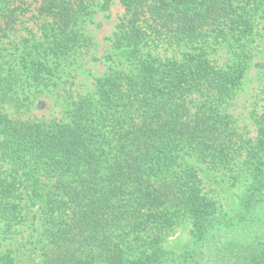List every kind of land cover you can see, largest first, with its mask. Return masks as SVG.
<instances>
[{
  "label": "trees",
  "instance_id": "1",
  "mask_svg": "<svg viewBox=\"0 0 264 264\" xmlns=\"http://www.w3.org/2000/svg\"><path fill=\"white\" fill-rule=\"evenodd\" d=\"M13 2H0V41L14 31ZM96 2L44 0L38 12L65 30ZM112 2L104 0L101 9L108 11ZM254 2L120 0L125 19L111 41L133 56V75L100 79L98 103L80 98L66 124L16 121L0 112V158L13 172L11 180L0 178V206L27 178L31 197L61 215L47 230L44 264H167L168 254L158 248L161 237L187 218L195 221L189 258L204 245L218 254L225 240L239 238L216 264H264V111L249 149L255 172L236 217L215 212L201 196L199 175L185 157L196 155L213 169L235 161L243 144L228 106L246 64L219 70L188 54L155 67L141 53L150 43L193 47L210 33L230 36L238 49L245 48L252 30L247 6ZM43 175L56 181L47 191L39 184ZM136 245L139 253L132 254Z\"/></svg>",
  "mask_w": 264,
  "mask_h": 264
},
{
  "label": "rangeland",
  "instance_id": "2",
  "mask_svg": "<svg viewBox=\"0 0 264 264\" xmlns=\"http://www.w3.org/2000/svg\"><path fill=\"white\" fill-rule=\"evenodd\" d=\"M24 1L21 4L14 0L12 7L18 9L14 31L0 41V112L16 121L66 124L71 121L73 103L80 98L98 103L100 79L114 73L134 74L133 56L114 48L111 41L125 19L120 0H113L108 11L100 7L104 0L82 8L65 30L53 19L39 15L44 0ZM247 8L252 13V30L244 41L245 48L238 49L230 36L210 33L193 47L185 43L172 47L150 43L141 50L145 60L155 67L181 61L188 54L209 61L219 70L240 62L246 64L242 85L228 106L237 139L243 144L235 161L230 168L213 169L196 155L185 156L199 175L201 196L215 212L228 217H236L243 209V193L255 172L249 149L257 142V119L264 111V0H256ZM12 175L11 167L0 158V178L11 180ZM25 182L17 184L5 207L0 206V264H44L49 247L47 230L61 219L60 213H49L44 199L31 197L32 187H28L27 178ZM55 182L45 175L39 180L44 191ZM194 222L191 218L181 219L162 235L158 248L168 254L167 264H191L194 260L216 264L239 243V238L225 240L224 249L218 252L221 255L208 252L209 247L204 245L189 258L188 252L195 244ZM143 247V252H153ZM130 252L138 254V246ZM128 257L136 259L134 255Z\"/></svg>",
  "mask_w": 264,
  "mask_h": 264
}]
</instances>
